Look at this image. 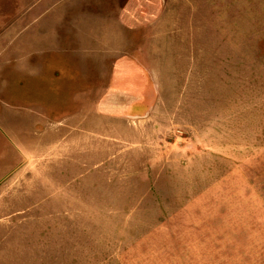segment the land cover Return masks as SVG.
Instances as JSON below:
<instances>
[{"label": "rangeland", "instance_id": "obj_1", "mask_svg": "<svg viewBox=\"0 0 264 264\" xmlns=\"http://www.w3.org/2000/svg\"><path fill=\"white\" fill-rule=\"evenodd\" d=\"M0 264H264V0H0Z\"/></svg>", "mask_w": 264, "mask_h": 264}]
</instances>
